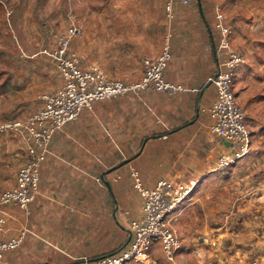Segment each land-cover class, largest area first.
Instances as JSON below:
<instances>
[{"label": "crops", "instance_id": "0c3cea01", "mask_svg": "<svg viewBox=\"0 0 264 264\" xmlns=\"http://www.w3.org/2000/svg\"><path fill=\"white\" fill-rule=\"evenodd\" d=\"M167 2L98 0L96 8L85 10L78 23L83 35L71 45L85 68L98 65L112 79L138 81L142 59L158 56L168 37L171 60L166 79L187 91L177 95L145 91L140 97L126 94L96 102L57 132L41 169L35 201L27 210L14 205L0 208L7 228L3 239L28 231L19 249L7 253L0 264H76L118 251L130 241V223L142 215L133 169L147 188L163 179L197 181L202 186L219 174L218 159L231 146L211 131L207 112L217 96L210 79L228 60L220 48L221 31L215 28L218 8L233 29L234 47L246 58L237 73L236 95L245 107L257 154L242 167L264 169V55L248 30L261 25L264 0H174L172 19ZM9 13L0 5V21ZM20 81L43 89L41 81L24 77ZM38 96L29 109L32 113L41 106ZM27 109H21L18 119L26 117ZM9 112L0 110V122ZM27 147L21 134H0V195L15 187L17 172L27 161ZM258 188V212L264 215V177ZM180 256L173 264H182Z\"/></svg>", "mask_w": 264, "mask_h": 264}, {"label": "built area", "instance_id": "2783aa9c", "mask_svg": "<svg viewBox=\"0 0 264 264\" xmlns=\"http://www.w3.org/2000/svg\"><path fill=\"white\" fill-rule=\"evenodd\" d=\"M188 1H185L187 3ZM174 0H168L167 12L173 18ZM216 28L221 31L220 48L228 55L224 70L210 79L216 88V100L207 109L212 120L211 131L231 146V151L222 154L215 170L224 172L257 154L253 146L252 131L247 123L245 109L235 93L239 68L244 66V53L232 43L233 29L227 23L221 8L216 10ZM83 35L80 25L70 19V24L54 45L42 47L36 56L45 57L55 64L61 75L58 88L40 94L42 105L25 120L0 124V134L15 132L28 142L27 161L16 175V185L0 195V208L14 205L27 210L39 195L41 169L49 153V146L57 132L77 120L93 104L108 101L118 96L133 94L140 97L145 91L164 95H177L187 89L166 79V69L171 60L169 38L158 56L147 55L142 59L143 75L135 82L112 79L100 66L85 68L80 55L71 50L72 42ZM133 187L142 202L140 219L130 223L131 239L119 254L107 256L85 264H153V253L160 248L165 259L175 263L182 243L174 227L177 214L199 187L197 181L174 183L160 180L155 187L147 188L136 169L131 171ZM6 219L0 217V261L16 251L28 234L23 230L19 236L3 239Z\"/></svg>", "mask_w": 264, "mask_h": 264}, {"label": "rangeland", "instance_id": "374dc122", "mask_svg": "<svg viewBox=\"0 0 264 264\" xmlns=\"http://www.w3.org/2000/svg\"><path fill=\"white\" fill-rule=\"evenodd\" d=\"M0 1L4 13L6 7L10 12V16L3 17L5 27L0 31V50L5 49L9 53L0 56V110L5 112L8 109L14 114H21L19 110L26 111L30 106L26 113L28 117L32 113L29 109L35 103L34 96L37 98L41 93L56 89L61 84L55 64L47 58H35L32 55L42 47L54 45L64 33L70 18L77 24L81 23L85 10L96 8L98 0ZM18 5L23 15L16 19ZM248 30L250 35L257 38L264 55V16L259 27L250 26ZM40 64L50 70L45 76L46 82H42L43 89L39 91L38 87L20 81L25 75L19 74V70L22 71V66ZM31 76L36 80L42 75ZM21 105L23 106L20 108ZM9 106L13 108H8ZM24 118L21 119L25 120ZM248 121L247 119L250 127ZM255 140L257 144L263 141L261 138ZM263 177V168L257 165L243 168L240 163L219 172L197 188L181 206L174 221L181 243H184L179 252L180 263L264 264V215L258 212L261 202L257 198L260 191L258 186ZM153 259H157L156 264L170 263L158 247L153 253Z\"/></svg>", "mask_w": 264, "mask_h": 264}, {"label": "trees", "instance_id": "16d2710c", "mask_svg": "<svg viewBox=\"0 0 264 264\" xmlns=\"http://www.w3.org/2000/svg\"><path fill=\"white\" fill-rule=\"evenodd\" d=\"M1 2V1H0ZM19 6L20 5H18V7H16L17 8V10L19 9ZM10 8H11V6H9ZM8 8V7H7ZM12 9V8H11ZM14 11V10H13ZM23 12H21V10L19 9V12H16V14H15V18L17 19V18H20L23 14H22ZM4 22L5 21H0V31L2 30V28H4L5 27V24H4ZM216 23H217V18H216V16H215V25H216ZM214 25V26H215ZM216 28V27H215ZM40 50V49H39ZM38 50V51H39ZM38 51H36L32 56L33 57H35V58H40V56H36L37 55V53H38ZM7 54H9L8 53V51L7 50H5V49H2V50H0V56H5V55H7ZM45 58V57H44ZM42 63H44L43 61H41ZM57 69V68H56ZM19 70V69H18ZM21 70H22V72H23V74L25 75V79L28 81V82H31V80L32 81H41V82H46V77L45 76H47L48 74H49V68L48 67H45L43 64H40V65H37V66H22V68H21ZM57 72H58V74H59V77H60V79H61V75H60V72L58 71V69H57ZM32 74H40V75H42V76H40V79H36L35 80V77H33V76H31ZM40 101V100H39ZM41 103V102H40ZM23 105H21L20 106V108L22 107ZM15 110V109H14ZM13 110V111H14ZM19 112L20 113H22L21 112V110H19ZM36 112V110L33 112V113H35ZM33 113H31L30 115H32ZM21 114H14V112H9V114H3L2 115V117H4V121L2 120L1 122H0V124H2V123H4V122H15V121H17V120H22V119H18V117L20 116ZM29 115V116H30ZM28 116V117H29ZM27 118V117H26ZM26 118H24V119H26ZM27 160V159H26ZM128 244L129 243H127V244H125L124 246H122L118 251H114V252H112V253H110V254H106V255H103L102 257H99L98 259H95V260H92V259H87L90 263H94V262H96L97 260H99V259H102V258H104V257H107V256H113V255H116V254H119L121 251H123L127 246H128ZM82 262H85V260H82L81 262H78V263H76V264H79V263H82ZM130 264H134V263H130Z\"/></svg>", "mask_w": 264, "mask_h": 264}, {"label": "water", "instance_id": "95a60500", "mask_svg": "<svg viewBox=\"0 0 264 264\" xmlns=\"http://www.w3.org/2000/svg\"><path fill=\"white\" fill-rule=\"evenodd\" d=\"M127 163V161L126 162H123L121 165H119L117 168H119V167H121L122 165H124V164H126ZM130 239H131V232H130V237H129ZM129 239V240H130Z\"/></svg>", "mask_w": 264, "mask_h": 264}]
</instances>
